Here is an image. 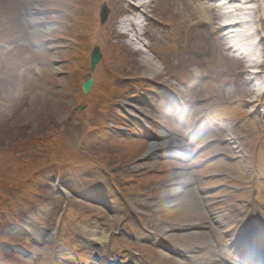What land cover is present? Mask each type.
Returning a JSON list of instances; mask_svg holds the SVG:
<instances>
[{"label": "rangeland", "instance_id": "rangeland-1", "mask_svg": "<svg viewBox=\"0 0 264 264\" xmlns=\"http://www.w3.org/2000/svg\"><path fill=\"white\" fill-rule=\"evenodd\" d=\"M185 1L154 0L145 9L142 39L153 56H149L150 60L159 69V74L150 80L142 74L147 72L140 62L144 54L131 51L126 40L119 36V19L126 16L128 8L123 0H0V264H53L56 260L57 252L55 254L44 243H51L46 232L54 229L63 211L64 197L55 194L52 188L53 181L60 179V173L68 187L77 189V185L84 182L80 185L88 193L99 196V188L104 186L108 194L102 193L103 206L93 199L89 203L70 199L71 203L66 205L67 219L74 223L65 222L67 224L61 228L66 236L62 238L64 246L58 253L67 250L70 261L76 255L93 258L94 250L82 252L75 240L80 235L87 243L89 230L100 229L106 234V242L109 241L98 247L97 251L103 255L97 264H106L107 257L114 258L108 251L122 245L131 250L135 248L134 252L147 253L156 264H174L176 259H180L181 264H205V259L215 252L213 237L218 238L223 230V227L219 229L220 223L233 221L234 216L224 221L219 216L221 221L215 222L211 212L222 210L229 215L227 211L232 208L220 207L222 201L214 203L211 194L199 193V190L218 188L217 195H229L234 200L244 198L245 189L256 190V200L264 196V132L261 126L264 125V93L255 98L251 96L255 85L251 87L245 82L241 64L215 36L209 35L207 28H194L193 33L199 31L201 39L189 41L190 29L182 21ZM103 4L109 9L108 17L99 23V9ZM94 45L102 54L101 63L92 74V89L82 96L80 84L91 75L89 52ZM110 47L116 58L111 56ZM197 63L200 76L189 77L187 73H192ZM261 70L264 74V67ZM202 74H206V78L201 77ZM202 78L207 80L202 82ZM184 84L187 91H183ZM218 85L223 91L218 90ZM166 93L177 94L184 104L195 97L202 99L204 106L219 99L217 103L220 104L210 107L207 114L214 118L220 116L217 111L225 112L224 117L234 122L231 129L241 140L235 141L230 148L238 160L229 163L226 156H214L218 145L226 143L208 142L207 138L220 137L219 129L194 137L197 127L193 129L190 123L203 110L198 103L196 110L191 109L190 104L184 106L181 121L186 131L177 133L175 129H180L174 121L175 110L165 98ZM143 97L150 100L153 110ZM247 97L254 101L245 103ZM135 98L142 101V110L147 116L135 109L127 110L147 117L149 120L145 118L144 124L120 113L122 100L129 99L127 102L131 103ZM228 98H243L239 104L249 116L256 118L248 117L236 100L223 102ZM188 112L191 117L187 120ZM111 122L119 128L123 124L129 127V123L133 133L126 131L123 137L109 133L104 139L106 126ZM258 124L260 128L256 130L254 127ZM159 130L186 135L192 151L185 143V153L183 149L171 148L152 150L144 156L149 142L160 139ZM169 136L180 140L178 136ZM72 141L84 148L86 160L75 152ZM87 168H96L94 175H104L91 176L88 173L94 170L83 172ZM191 171L196 172L199 180H192ZM114 175L118 177L117 183L114 182L123 186L122 190L113 188V179L109 176ZM127 178H134L135 183L133 180L126 182ZM173 178L185 183L191 179L194 183L186 187V184L174 183ZM43 181L49 184L46 185L48 190L42 187ZM144 186L153 190L147 193L152 200L142 197L137 204L136 197L131 195L143 194ZM203 196H207L205 200ZM160 204L164 205L160 207ZM191 207L200 208L204 214L198 217L204 222L194 223L204 236L190 235L197 231L193 230L194 218L187 214ZM247 207L243 205L241 209ZM150 214L153 217L149 220L145 215ZM102 215L105 226L99 225L93 217ZM28 225L40 230L47 240L35 238L27 231ZM149 228L157 237L152 246L170 240L172 243L164 244L169 251H157L122 236L114 237L111 245L109 243L115 231L140 233ZM10 242L13 246L8 245ZM13 249L17 252H12ZM56 264L65 263L57 261Z\"/></svg>", "mask_w": 264, "mask_h": 264}, {"label": "bare ground", "instance_id": "bare-ground-1", "mask_svg": "<svg viewBox=\"0 0 264 264\" xmlns=\"http://www.w3.org/2000/svg\"><path fill=\"white\" fill-rule=\"evenodd\" d=\"M126 4H128L131 8L139 10L140 8L144 7L145 4L147 3L148 0H125ZM219 0H186L183 5L182 9V21L184 22V25L190 29L189 31V41L192 40H198L201 39V35L199 31L196 33H193L194 28L197 27H207L209 29V32L215 38L218 40L219 44L225 48H228L230 50L229 55L232 57L235 55L239 60L244 62V65L252 68L255 67L258 63V59L256 56V45L257 43L264 42V30L260 27H253L252 23L250 21L246 22L248 24L247 26L242 25L241 19L246 18V16H243V9L244 6L243 4H247L249 2H255V11L254 13L256 14L260 9L264 8V0H227L229 5L233 7V9L228 8L225 2L223 0H220L219 3H217ZM232 15L235 19V21L239 22L242 26V33L240 36H237V34H233L234 32L231 30V28L234 26L235 21L232 19ZM243 17V18H241ZM251 21L255 22L256 21H261L262 18L258 14L257 16H251L250 17ZM135 26L137 27H142V19L140 16H138L136 19H134ZM244 24V23H243ZM233 29V28H232ZM203 34V33H202ZM257 37V43L255 44L254 38ZM214 38V37H213ZM216 41V40H215ZM243 47V52L244 54H238L237 51L239 49L240 45ZM138 52H141V49L137 47L135 49ZM143 55V54H142ZM228 55V56H229ZM153 58V57H152ZM151 58L144 53V55L141 58V65L145 67V71L143 72V76L147 77L148 79H153L157 74H159V69L158 67L150 60ZM190 61L187 59V66H189ZM199 63L195 64L194 66L197 68H194V71L190 74L187 73L189 77L191 75L194 76H200V71H199ZM251 71H244V74H247L249 76H252L250 78V82H252L253 78L257 76V73L255 74H249ZM258 87L252 88L250 94L252 96H257L258 95ZM249 93V92H248ZM252 101V100H251ZM160 139L158 140H153L149 142V145L146 147V153L144 156H148L152 150H166V149H171V148H178V149H184L183 152H186L185 150V143L181 139H175L174 137H169L166 133L164 132H159ZM184 154V153H183ZM182 155V154H181ZM175 183H180V179L175 180ZM184 184V183H183ZM178 192V191H177ZM174 195V193H172ZM140 202L137 201V204ZM164 204H160L159 206H163ZM190 218H194L192 222V225L194 223H201L199 222L202 221L203 219H199L201 215H204L202 210L197 207H191L189 208V211L187 213ZM212 218L215 220V222L218 221L217 218V213L214 214L213 212L210 213ZM204 222V221H202ZM206 223V222H205ZM202 225V224H201ZM205 226V225H204ZM203 226V227H204ZM206 227V226H205ZM193 236H204V232L201 230L193 231L191 232ZM106 234L103 233L102 231H97V230H92L91 232V238L90 242L92 245L98 244H104L106 242Z\"/></svg>", "mask_w": 264, "mask_h": 264}, {"label": "water", "instance_id": "water-1", "mask_svg": "<svg viewBox=\"0 0 264 264\" xmlns=\"http://www.w3.org/2000/svg\"><path fill=\"white\" fill-rule=\"evenodd\" d=\"M106 17V11H104V8L103 10H101L100 12V18H101V21H103ZM100 55L97 51V49H94L90 55V70H92V68L94 67L95 63L98 61ZM91 79H88L87 81L83 82L82 83V91L83 93H86L87 90H88V87L91 83Z\"/></svg>", "mask_w": 264, "mask_h": 264}]
</instances>
